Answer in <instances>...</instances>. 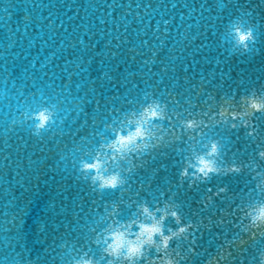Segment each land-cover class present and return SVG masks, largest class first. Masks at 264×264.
Instances as JSON below:
<instances>
[{
	"label": "water",
	"instance_id": "water-1",
	"mask_svg": "<svg viewBox=\"0 0 264 264\" xmlns=\"http://www.w3.org/2000/svg\"><path fill=\"white\" fill-rule=\"evenodd\" d=\"M234 24L254 29L246 51ZM258 94L264 99L262 0H0V264H73L85 251L99 259L93 241L110 206L128 220L133 200L175 204L197 226L194 244L172 242L189 256L182 264H206L238 234L236 204L256 198L246 193L253 167L264 168V112L248 108ZM151 104L168 117L156 130L171 131L132 155L124 188L100 190L82 162ZM44 107L54 121L35 135L29 110ZM189 119L207 127L177 140L172 131ZM212 141L224 162L247 167L189 188L180 169ZM224 186L208 200L209 187ZM166 225L176 227L171 218ZM253 245L233 251V264H248L264 239Z\"/></svg>",
	"mask_w": 264,
	"mask_h": 264
},
{
	"label": "clouds",
	"instance_id": "clouds-1",
	"mask_svg": "<svg viewBox=\"0 0 264 264\" xmlns=\"http://www.w3.org/2000/svg\"><path fill=\"white\" fill-rule=\"evenodd\" d=\"M264 3V0H262ZM251 14V13H249ZM233 32L236 41L243 46L245 51L248 44L255 41L254 29L245 28L242 24H234ZM258 106V107H257ZM250 115L255 116L258 112H264V99L260 94L256 99H250L248 103ZM33 121L34 134L39 135L45 128L54 121L55 113L49 107L38 109L34 113L29 110ZM223 115V113H221ZM239 113L233 115V119ZM168 119L164 109L158 104L146 106L143 111L128 121V126L114 131V137L106 143H101L95 157L89 161H83L81 168L85 172H91V180L100 190H116L124 188L127 184L125 175L131 173L135 167L131 157L136 153H144L147 150L159 147L160 142L168 135L170 129H157L156 120ZM253 121L245 122L248 126ZM181 128L172 131V136L177 140L180 135H185L190 140L202 135L201 126L207 127L203 120L189 119L181 121ZM236 127L235 124L232 125ZM159 131V134H158ZM251 134V133H250ZM206 151L195 154L190 160H185V167L180 169L179 177L188 179V187H193L198 181L206 184L213 176H227L233 173L239 175L244 172L247 165H239L235 162L227 164L223 161L220 146L212 141L205 145ZM258 157L264 161V149L258 152ZM139 159V156H137ZM127 161L130 165L122 173L119 170H110L108 163L119 164ZM259 168V170H257ZM191 170V171H189ZM252 171L253 180L256 184L250 188L246 196L255 192L256 198L250 202L244 201L236 204L233 213L238 212L234 227L238 228V234L227 242L218 254L212 256L206 264H233L237 259L232 253L237 249L247 250L254 246L253 242L264 239V168L259 165L254 166ZM208 192L212 195L208 197L222 198V194L227 192V187H219L213 191L211 187ZM135 205V212L132 218L121 221L118 217L119 206L111 205L108 211V223L96 234L93 243L100 247L101 256L99 259L83 252L73 264H182L189 256L182 254L178 243L173 246V241H189L195 243L193 234L197 231V226L192 221L182 219L175 204L157 203L150 206L148 202H129V206ZM171 218L176 227L166 225V221ZM231 249V250H230ZM187 252L193 253L194 249L188 247ZM264 264V246L255 250V256L249 260L248 264ZM242 264V261L240 262Z\"/></svg>",
	"mask_w": 264,
	"mask_h": 264
},
{
	"label": "snow or ice",
	"instance_id": "snow-or-ice-1",
	"mask_svg": "<svg viewBox=\"0 0 264 264\" xmlns=\"http://www.w3.org/2000/svg\"><path fill=\"white\" fill-rule=\"evenodd\" d=\"M258 107V106H257Z\"/></svg>",
	"mask_w": 264,
	"mask_h": 264
}]
</instances>
